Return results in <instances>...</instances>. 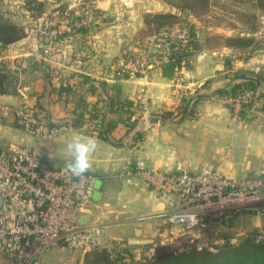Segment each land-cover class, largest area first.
<instances>
[{
	"label": "crops",
	"instance_id": "0c3cea01",
	"mask_svg": "<svg viewBox=\"0 0 264 264\" xmlns=\"http://www.w3.org/2000/svg\"><path fill=\"white\" fill-rule=\"evenodd\" d=\"M71 1L60 3L67 6ZM110 1L99 0L96 7L103 13L112 11ZM224 1L209 0L204 32L194 40L196 49L184 61V85L190 101L183 113L173 108L175 71L168 69L165 74L161 67H150L143 75L115 74L120 47L141 30L142 16L171 12L161 1L154 4L158 11H142L136 20L129 11L121 25L115 21L118 19L108 25L100 19L75 41L62 39L54 45L44 37V45L34 41L36 37L42 39L35 32L42 23L32 30V35L27 32L24 38L0 52V67L8 73L0 107L17 108L25 100L46 117L49 125L65 128L50 141H36L17 125L14 117L0 113V146L28 147L41 162L65 166L69 159L66 145L74 136L95 137L98 146L91 154V168L87 172L95 176L93 194H98L96 198L92 194L87 218L102 221L106 241H124L135 246L133 252L142 251L137 246L151 247L152 243L129 242L153 241L157 234L163 236L164 217L178 206L174 196L157 194L140 180L127 184L118 177L127 160H141L147 168L166 172L207 168L226 176L250 177L264 168V18L252 0L255 25L243 28L237 6ZM56 6H50L49 12ZM49 28L54 26L50 24ZM244 37L252 39L247 47L227 42L229 38ZM82 45L87 52L74 48ZM76 62V83L71 86ZM247 81L252 83L249 87L256 95L240 118L235 119L221 98L232 86H245ZM66 87L69 90L61 91ZM138 96L148 103L147 118L130 120V116H137ZM120 103L123 109L117 106ZM99 112L105 137L80 129L84 121ZM107 124H111L110 129ZM1 254L10 256L0 250ZM84 256L80 253L78 264H82ZM9 259L6 262L17 264ZM3 263L5 258L0 256V264Z\"/></svg>",
	"mask_w": 264,
	"mask_h": 264
},
{
	"label": "built area",
	"instance_id": "2783aa9c",
	"mask_svg": "<svg viewBox=\"0 0 264 264\" xmlns=\"http://www.w3.org/2000/svg\"><path fill=\"white\" fill-rule=\"evenodd\" d=\"M94 9H98L94 1L77 0L63 10L53 8L49 16L85 15L86 22H93ZM195 20L193 14L187 12L173 25L127 42L119 50L114 65L115 74L143 75L150 67H162L177 47L187 46L191 23ZM84 24L78 22L76 27ZM49 25V19L44 18L42 27L35 32L49 41L64 32H73L70 26L50 29ZM186 51L193 52L190 46ZM184 65L183 60L172 78L177 86L174 109L183 98L190 97L184 85ZM77 69L78 62L75 63L71 86L76 83ZM255 95L253 89H244L233 95L224 94L221 99L233 118L239 119L244 105L251 103ZM136 101L139 115L130 116V120H145L148 103L143 96H138ZM0 113L14 117L18 126L36 141H50L65 129L60 125H49L46 117L25 100L17 108L1 106ZM100 114L84 121L80 129L96 135ZM117 176L127 184L140 180L157 194L174 196L178 202L177 208L164 217L166 233L163 236L157 234L144 255L140 251L133 252L134 259L156 256V250L166 241L175 243L181 238H185L196 250L206 248L214 251L215 246L223 244V240L207 237L205 228L209 219L247 209L264 212L263 169L250 177L229 179L207 168L197 172H166L147 168L141 160H127ZM94 181L93 174L85 172L76 176L66 171L65 166L41 162L28 147L0 146V250L8 253L17 264H41L43 254L54 246H64L82 254L106 251L111 260L115 251H122L123 259H126V242L106 241L102 221L87 218ZM83 218L85 221H82ZM157 240H161L159 244Z\"/></svg>",
	"mask_w": 264,
	"mask_h": 264
},
{
	"label": "trees",
	"instance_id": "16d2710c",
	"mask_svg": "<svg viewBox=\"0 0 264 264\" xmlns=\"http://www.w3.org/2000/svg\"><path fill=\"white\" fill-rule=\"evenodd\" d=\"M193 0H187L182 1L180 5H173L171 12L168 13H145L142 16L143 21V27L144 31L146 33H143L144 35L151 34L153 32H156L162 27L173 25L178 21L177 16L178 13H181L184 10L187 11H194V5L191 2ZM179 2V1H178ZM256 7L261 11V13L264 12V0H255ZM56 4L57 8L63 10L66 7L67 3H60V0H57L56 2H49L46 1H39V0H15L9 1V0H0V52L4 51L8 45L11 43H14L18 40H21L27 35V30L24 22H17L13 20V17H7L6 10L3 7L11 8V16L13 15H24L27 18L28 26L30 29H35L42 25L44 18L49 19V23L54 27H61V26H70L72 29V33H63L61 35L55 36L52 39V45L59 42L62 39H68V40H76L77 37L82 36L85 34L88 30L92 28V26H95L96 21L99 23L102 19L106 18L104 16V13L98 9H94V20L93 22H86L87 19L85 15L82 16H73L72 14H69L67 17L62 16H56V17H50L49 16V9L50 6ZM8 5V6H7ZM205 6V4H204ZM177 12H176V11ZM49 12V13H48ZM264 14V13H263ZM78 22H85L83 26L76 27V24ZM197 37L194 35H191L189 37V40L187 42L186 47L179 46L177 47L172 55L169 58V61L164 64L161 69L164 70L165 74H168V69H171L172 72H174L180 65L181 61H185L186 58L192 53L188 52L187 47L190 46L192 51L196 49V45L194 40H196ZM36 44H42L44 45L43 38L39 39V37H36L35 40ZM228 44L231 45H241L243 47H247L252 43V39L244 37V38H229L227 39ZM54 43V44H53ZM75 49H81V52H87V48L85 46L81 47H74ZM42 49V48H41ZM74 52V51H73ZM8 78V73L5 68L0 67V94L4 91V84L5 81ZM86 80L84 79V83ZM245 86L252 89V83L246 82ZM244 85H234L232 86L228 92V94H235L236 92L242 91L244 89H247ZM69 90V87L61 88V91H67ZM190 101V98H183L178 106V113H183L185 109L188 107V103ZM129 104V103H126ZM120 105V107H119ZM112 106V104H111ZM120 109L122 108V104L117 105ZM249 106V103L244 105L243 110L241 113H243L244 109ZM187 112V111H186ZM165 115L167 112H163ZM129 115V114H128ZM127 115V116H128ZM137 115H139L137 113ZM92 117H95L91 115ZM90 117V118H92ZM100 118L99 121V128L97 129V134L101 137H105V132L102 127V118ZM153 118L156 119V116H153ZM76 123V122H75ZM78 123V122H77ZM76 123V124H77ZM107 129H110L111 124H107ZM130 127V126H129ZM88 173V172H86ZM240 211L237 212H231L226 213L220 216H215L208 220L207 224L210 226V224H222L227 223L235 214H237ZM242 212V211H241ZM263 213V212H262ZM258 235V236H257ZM210 240L215 239H222L223 244L221 246H215L214 251H210L206 248L201 250H196L194 247H190L187 250H184L179 253H166L161 254L159 256H153L150 259H146L145 256H141L139 259L133 258V251L132 249L135 246H130L127 243L125 253H126V259L130 258V261H123V255L122 251H115L114 252V259L111 260L109 257V254L102 251H93L89 255V259H87V262L85 264H264V233H249L247 235H244L241 239H239L237 242L232 243L230 242V238L228 236H225L220 233H212V235L209 236ZM121 242V241H120ZM142 249L143 252L147 249L148 246H137ZM88 257V256H87Z\"/></svg>",
	"mask_w": 264,
	"mask_h": 264
},
{
	"label": "rangeland",
	"instance_id": "374dc122",
	"mask_svg": "<svg viewBox=\"0 0 264 264\" xmlns=\"http://www.w3.org/2000/svg\"><path fill=\"white\" fill-rule=\"evenodd\" d=\"M9 1H13V0H9ZM16 1L17 0H15V2ZM42 1H44V0H42ZM56 1L57 0H46L47 3H49V2L53 3ZM81 1H85L87 3L94 1L95 6H96V4L98 3L97 1H99V0H81ZM158 1L163 2L164 4L168 5L172 9L171 4L180 5L183 0H126V1H124V0H111L110 1L111 2V9L110 10H112V11L105 12V13H107V15H105V13H104V16H106V18L104 19V21L102 23H104L105 25H108V24L112 23V20L118 19V21L117 20H115V21L120 23V25H121V23H123L125 13H127L129 11L132 12L131 15L133 17V20H136L138 18V16L140 15V12H142V11H145L147 9L152 10V11H158L154 7V4L157 5ZM184 1H187V0H184ZM211 1H212V3L220 2V0H211ZM251 1L252 0H225L224 1L225 4H229L231 6H233V5L237 6L238 10H236V11H238L240 15L242 14V16L239 18V20H241L243 22V24H245L244 26L242 25L243 28L244 27L252 28V26L254 27V25H255V16H253V13H252L254 9H252L253 7H252ZM71 2L74 4L75 2H77V0H73ZM191 2L193 3L195 10L194 11L184 10L181 13H178L179 15L177 16V19L179 18L178 21H180L186 15L187 12L192 13L193 16L196 18V20L191 23V29H190L189 37H191V35H194L195 37H197L198 35H201L204 32L205 11L207 10V3L209 2V0H193ZM124 4L127 6L124 7L123 6ZM204 4H205V6H204ZM3 8L8 10V11H6L7 17H13V20H15L17 22H24L26 29H29L26 32L31 33V35H32L33 29L32 28L30 29V27L28 26L27 18L24 15H20V16L13 15V16H11L10 15V14H12L11 8H9V9H8V7H3ZM234 10L235 9H233V16L235 18L236 14H234L235 13ZM158 12H160V11H158ZM243 15H245V16H243ZM125 17H126V15H125ZM261 17L264 18V15L262 13H261ZM115 21H114V23H115ZM262 21L264 22V19ZM143 33H146V31H144V27L142 25L141 30L136 35H134L132 38H130L129 41L130 40L133 41L137 38L146 36ZM125 44H127V43H125ZM123 46L124 45H122L120 47V49ZM255 46H259V44L256 43ZM185 69H186V66H184V70ZM262 169L264 170V168H261L259 170H262ZM227 177L229 179L244 178V176H227ZM213 232L228 236L230 238V242H232V243L237 242L244 235H247L249 233H255V234L264 233V212L263 213L259 212L256 209L242 210V212L240 211L237 214H235L227 223H222L221 225L215 223V224H210V226L207 224V226L205 228V234L207 235V237L212 235ZM159 241H161V240H157L156 243L159 244L160 243ZM191 246L192 245L190 244V242H188L185 238H181L175 243H173V242L170 243V242L166 241L162 246H160V248H158L156 250L157 251L156 253H157V256H159L161 254L163 255L166 253L167 254L168 253H179V252H182L184 250L189 249ZM149 248H150V246H149ZM95 251H99V250H95ZM92 252L93 251L85 254L86 258L83 259L82 264H85L87 262V259H89V255ZM102 252H106V251H102ZM145 252L146 251H143L141 253V255H144L143 253H145ZM148 254H150L149 251H148ZM0 256H2V258H5V264H9L6 261H11L9 259L11 257L8 255L3 257V254H1ZM45 256L48 257L47 260L45 259ZM79 258H80V253L78 251L70 250L64 246H57L56 248L54 246L53 249L49 250L47 253L46 252L44 253V255L41 258V262H43V264H78ZM133 258H135V257H133ZM146 259H150V258H146ZM123 261L128 262V261H130V258H128L127 260L123 259ZM3 262H4V260H3ZM10 263H12V262H10Z\"/></svg>",
	"mask_w": 264,
	"mask_h": 264
},
{
	"label": "clouds",
	"instance_id": "9594fccd",
	"mask_svg": "<svg viewBox=\"0 0 264 264\" xmlns=\"http://www.w3.org/2000/svg\"><path fill=\"white\" fill-rule=\"evenodd\" d=\"M98 141L95 137L74 136L66 145L69 156L65 164V170L73 175L79 176L91 168V154L95 152Z\"/></svg>",
	"mask_w": 264,
	"mask_h": 264
},
{
	"label": "water",
	"instance_id": "95a60500",
	"mask_svg": "<svg viewBox=\"0 0 264 264\" xmlns=\"http://www.w3.org/2000/svg\"><path fill=\"white\" fill-rule=\"evenodd\" d=\"M82 95V94H81ZM80 98H81V96H80ZM80 98H79V101H80ZM79 101H78V103H77V107H76V110L78 109V107H79ZM158 118H160V119H165L163 116H157ZM97 192H95L94 194H93V197L94 198H96V196H97ZM82 221H85V218H83L82 219ZM137 237H139V235H137ZM130 244H133V245H143V244H151L152 243V240H148V241H145V240H132L131 242H129Z\"/></svg>",
	"mask_w": 264,
	"mask_h": 264
}]
</instances>
